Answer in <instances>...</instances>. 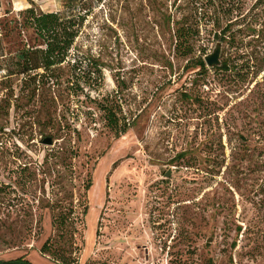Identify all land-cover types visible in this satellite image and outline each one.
<instances>
[{
	"label": "rangeland",
	"instance_id": "obj_1",
	"mask_svg": "<svg viewBox=\"0 0 264 264\" xmlns=\"http://www.w3.org/2000/svg\"><path fill=\"white\" fill-rule=\"evenodd\" d=\"M67 2L0 0V261L56 264L41 249L52 212L72 210L78 264H264V0ZM29 9L84 17L62 85L36 98L16 62L45 48ZM183 16L201 24L193 57L220 43L229 72L177 54Z\"/></svg>",
	"mask_w": 264,
	"mask_h": 264
},
{
	"label": "trees",
	"instance_id": "obj_2",
	"mask_svg": "<svg viewBox=\"0 0 264 264\" xmlns=\"http://www.w3.org/2000/svg\"><path fill=\"white\" fill-rule=\"evenodd\" d=\"M79 0H68L67 8H71ZM35 9H29L25 12L26 21L30 23L38 31L39 35L44 39L45 48L43 49H27L24 48L17 53L16 62L21 68L18 74L26 76L24 87H30L31 98H36L39 91L46 85L50 84L52 78L57 79V87L62 85L61 74L64 72V65L69 61L70 50L72 49L76 39L79 37L80 27L84 22V17L77 15L73 10L58 11L52 13H36ZM168 23L171 18L166 19ZM201 24L199 19L183 16L174 21L173 39L177 54L189 60L195 59L194 67L201 70V74H207V65L202 57L194 58L196 38L200 35ZM233 30V25H227L221 31V39H226L227 35ZM205 58V57H204ZM217 68V69H216ZM216 70L225 72L230 71L228 62H221ZM43 69L44 73L33 75L38 70ZM45 79V81H44ZM74 88H70L71 94H78L81 89V84L75 82ZM78 88L77 90L75 89ZM82 91V89H81ZM100 111L104 113L107 126L120 137L127 133L128 124L126 118L121 120V117L113 111L107 110V107L101 106ZM54 142V140H53ZM72 154L67 151V148H61L52 153L53 158L64 159L66 161ZM187 156L186 152L178 154L175 161L179 162ZM92 186V182L88 181L84 190L88 192ZM70 195V194H69ZM88 206H85L83 216L87 215ZM53 211V210H52ZM54 236L49 238L41 249L42 256L49 257L56 264H78L81 247L78 240L81 237L78 225L83 224L82 219L73 218L72 210L64 212H52ZM0 264H32L25 257L11 260L0 261Z\"/></svg>",
	"mask_w": 264,
	"mask_h": 264
},
{
	"label": "water",
	"instance_id": "obj_3",
	"mask_svg": "<svg viewBox=\"0 0 264 264\" xmlns=\"http://www.w3.org/2000/svg\"><path fill=\"white\" fill-rule=\"evenodd\" d=\"M221 53H222V45L220 43L217 44L212 54L205 56L204 61L208 68H216L221 65ZM43 143L45 145H53L52 138H46ZM167 177L170 176V172L166 174Z\"/></svg>",
	"mask_w": 264,
	"mask_h": 264
},
{
	"label": "built area",
	"instance_id": "obj_4",
	"mask_svg": "<svg viewBox=\"0 0 264 264\" xmlns=\"http://www.w3.org/2000/svg\"><path fill=\"white\" fill-rule=\"evenodd\" d=\"M2 15H0V20L2 19ZM1 32H2V30H1V25H0V36H1Z\"/></svg>",
	"mask_w": 264,
	"mask_h": 264
},
{
	"label": "crops",
	"instance_id": "obj_5",
	"mask_svg": "<svg viewBox=\"0 0 264 264\" xmlns=\"http://www.w3.org/2000/svg\"><path fill=\"white\" fill-rule=\"evenodd\" d=\"M33 1V0H32Z\"/></svg>",
	"mask_w": 264,
	"mask_h": 264
}]
</instances>
